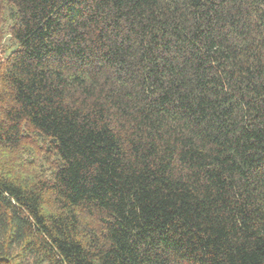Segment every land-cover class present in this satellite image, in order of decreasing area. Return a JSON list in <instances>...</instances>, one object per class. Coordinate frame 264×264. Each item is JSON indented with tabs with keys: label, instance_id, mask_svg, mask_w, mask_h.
Listing matches in <instances>:
<instances>
[{
	"label": "trees",
	"instance_id": "1",
	"mask_svg": "<svg viewBox=\"0 0 264 264\" xmlns=\"http://www.w3.org/2000/svg\"><path fill=\"white\" fill-rule=\"evenodd\" d=\"M0 264H264V0H0Z\"/></svg>",
	"mask_w": 264,
	"mask_h": 264
},
{
	"label": "rangeland",
	"instance_id": "2",
	"mask_svg": "<svg viewBox=\"0 0 264 264\" xmlns=\"http://www.w3.org/2000/svg\"><path fill=\"white\" fill-rule=\"evenodd\" d=\"M5 42H6V44H9V37H8V35L5 37Z\"/></svg>",
	"mask_w": 264,
	"mask_h": 264
}]
</instances>
